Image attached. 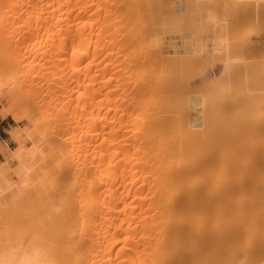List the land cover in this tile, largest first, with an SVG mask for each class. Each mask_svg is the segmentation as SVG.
<instances>
[{
	"label": "bare ground",
	"instance_id": "6f19581e",
	"mask_svg": "<svg viewBox=\"0 0 264 264\" xmlns=\"http://www.w3.org/2000/svg\"><path fill=\"white\" fill-rule=\"evenodd\" d=\"M135 10L132 0H0V94L15 101L0 116L18 120L22 104L44 126L42 147L20 145L15 179L0 186V210L14 184L28 207L13 213L26 230L0 227V264H264V178L230 186L222 151L193 131L189 107L164 109V67L136 45L129 20L135 33L145 19Z\"/></svg>",
	"mask_w": 264,
	"mask_h": 264
},
{
	"label": "rangeland",
	"instance_id": "374dc122",
	"mask_svg": "<svg viewBox=\"0 0 264 264\" xmlns=\"http://www.w3.org/2000/svg\"><path fill=\"white\" fill-rule=\"evenodd\" d=\"M140 1L142 2L141 4L138 3L137 0H132L133 5H135L136 10L133 11V13H130V17H131V15H135V14L139 15L140 14V15H142L141 18L143 17L145 19L144 20L145 24L142 21H141L142 24H139L140 20L139 21L137 20L138 24L142 27H140L138 25V28L140 31L138 30L139 31L138 32L136 30L135 33H134V30L137 29L136 28L137 23L135 21L129 20V23L131 25L129 27L130 28L133 27L132 35L134 34V36L136 37V39H137L136 42L138 43L140 41L138 43L139 45L137 43H136V45L140 46V47H144L145 49H143V48L142 49L145 52H147V53H145V54H147V56H146L147 61L146 62L151 63L152 60H156L158 58L159 63L161 62L160 64H163V66L162 65L160 66V67H164V68H162L163 70H160V73H161V76L163 75L161 78V82L163 81L164 83L163 82L160 83V87H161L160 89L161 90L163 89V91L160 90V92H161V94L163 92H166V93H163L161 96L163 97L165 95L164 98L165 99L167 98L166 100L164 99L165 100L164 102H162L163 105H166V103H167V106L165 108L164 107L163 108L166 109L169 106L168 111H182V109L187 110V109H185V107H187V108L189 107L188 108V114H189L188 117L190 120V124L193 126V127L192 126L191 127L194 128L193 131H195V130L197 132L201 131V133L198 134L200 136H202L203 134L206 136V133L208 132V135L206 136L207 138L205 137L207 142L210 140L208 142V144L209 143H211V144H209L208 146H212V145H213V147L217 146V149L220 148L218 150L222 151V153L224 154L223 155L220 152V154H222V155H220V157L222 159H225L224 160V166L225 165L226 166L224 167V172H225L224 176H226V180H228V182L230 184L233 181L236 182V180L238 179L237 181H239V182H236V183H238L240 187L236 186L238 184L234 185L235 182L230 184V186L231 185H233L234 187L236 186L237 188L235 187V189H238V190L240 188L243 190H245L244 188H246V190H248V189H250V187H251V189H253V186L258 185L257 184L259 182L258 178H261V176H262V178H264V175H262V174H264V168H262V167H264V163H262V162H264V158H262V157H264V138H262V137H264V123H262V122H264V111H262V110H264V51L253 52L252 50H250L248 44L243 39V35L238 34L235 31L230 30L229 24L227 23V21H224L218 15H216V17L214 19L212 18L213 16H211V18H210L211 21L208 24H206L205 26L203 25L202 27H200V26L196 25V27H195L193 25L194 27H192V26H190L189 21L181 20L177 16H175V14H174V0H165V1L163 0L164 5L162 4V0H160V1L157 0L156 2H155V0H149V1L148 0H140ZM197 1H200L203 5H205L208 10L214 11L216 13L222 11V8L226 7L227 5H231V3H232V2H228V0H197ZM244 1H249V3L256 5V7L260 3L259 0H252V1L251 0H244ZM143 2H144V4H143ZM238 2H240V1H238ZM169 6H171V7H169ZM136 7H138V9ZM161 8L163 10H161ZM165 9H166V11H165ZM151 15H152V17H151ZM133 17H132V19H133ZM135 17L138 19L140 18L139 16H135ZM135 17L133 20H136ZM143 18H142V20H143ZM149 20H150V22H148ZM168 23H170V24L168 25ZM151 25H153L154 27ZM150 26H151V28H150ZM140 28H142V30ZM183 28H185V29H183ZM145 30H148V31H145ZM138 33H139V35H138ZM183 33H190V34H192V37L190 39H183L186 51L185 50L184 51H176L174 49L175 48L174 36L175 35H182ZM144 35H146L147 37ZM139 36H141V37L137 38ZM186 36H188V35H186ZM144 37H146V38H144ZM146 41H147V43H146ZM144 42H145V44H144ZM141 43L143 44V46ZM151 43H152V45H154L153 51L151 48L152 47ZM151 53H153V54H151ZM199 53L201 54V56ZM158 54H159V56H158ZM185 54L188 55L189 58ZM170 55H171V57H170ZM176 55H178V56L180 55V56L178 57ZM183 55L186 56V58L183 57ZM147 57H150V58H147ZM191 57H192V59H191ZM153 58H155V59H153ZM171 59L175 60L174 64H172L173 66L170 64L171 62L173 63V60L170 61ZM176 59H177V61H176ZM176 64H178V65H176ZM202 65H203V67H202ZM175 66H176V68H175ZM229 66L232 69H230V70H229V68L226 69ZM174 68H175V70H174ZM222 68L226 71L223 72ZM234 70H236V71H234ZM245 72L246 73L248 72L249 74L248 73L246 74ZM222 73L225 74V76ZM164 74H166V75H164ZM172 75H174V76H172ZM164 76H165V78H164ZM226 76H227V78H225ZM5 80H6L5 77L3 75L1 76V72H0V81L4 82ZM164 80L165 81L167 80V81L165 82ZM168 81H169V83H168ZM234 82H237V83L234 84ZM186 85H188V86H186ZM234 86L237 87V89ZM179 87H180V89H179ZM203 91H204V93H202ZM160 92H159V94H160ZM183 92H185V93H183ZM246 94H247V96H246ZM185 96H186V99L184 98ZM187 96L191 97V100ZM252 96H254L255 99ZM186 100L188 102H186ZM260 101H261V103H260ZM183 102H186V103H183ZM13 103H15V101H13L12 99H9L6 95L0 94V110L8 107L9 105H12ZM181 103H182V106H183V104H185L186 106H184V108H182ZM201 104H202V106H201ZM19 106H21V107H19ZM22 108L27 110V107L25 105L18 104V107L16 109L17 111H15L17 116L19 117L18 120H16L11 115H7L4 118H2L0 116V119H4V121H5V123L3 122V124L0 123V127H1V125H3L6 128V130L4 132L0 130V137L4 138L6 140V142L5 141L0 142V180H3V181H0V186H3L6 183V181L9 182V181L15 179L14 169L16 167L17 162L13 156V153L19 149L20 145H24V146L28 147V146H31L33 144L34 145L35 144L41 145V143H42V138H41V136H39L40 134H38V131H42L41 128H44V126H41V128L38 129V127H36L34 125L36 123V122L34 123V120L30 121L27 118H25L26 113H25V110H23ZM174 108L175 109L177 108V109L175 110ZM260 109H261V111H260ZM217 111H218V114H217ZM258 111H260V112H258ZM235 112H239V113H235ZM203 113H205V114H203ZM253 114L256 116H253ZM203 116H205V117L203 118ZM232 116H233V118H232ZM249 116H250V118H249ZM47 118H49V117H47ZM203 119H204V122H203ZM239 119H240V121H239ZM208 120L210 123L208 122ZM225 120H226V123H225ZM241 121H243L244 123H242ZM239 123H240V125H239ZM203 124H205V126ZM197 127L201 128V130L198 129ZM203 129H204V131H202ZM223 129H225L226 132ZM220 130H222V131H220ZM11 131H17L18 132V137L20 140L19 142L13 140V138L10 135ZM211 132L212 133L214 132L213 133L214 135ZM215 134H216V136H215ZM218 135H220L221 137ZM240 136H242V137H240ZM208 137H209V139H208ZM237 139L239 140V142ZM234 140H235V142H234ZM212 141L213 142L215 141L216 143H219V144H216L215 142L213 144ZM249 141H251V142H249ZM230 142L232 143V145ZM197 143L200 144L199 142H197ZM225 143H226V146H225ZM238 143H239V145H238ZM42 145L39 147H42ZM249 149H250V151H249ZM246 152H249V153L251 152V153L249 154ZM242 153H243V155H242ZM233 154H234V156H233ZM235 154H236V156H235ZM255 154L259 155L262 160H260L259 156L257 157L258 158L257 159L256 158L257 155H255ZM231 155L233 157L230 159ZM238 155L240 156V158L238 157ZM248 155H250V156H248ZM245 156H247L246 157L247 159L245 158ZM237 157H238V159H237ZM248 157H249V159L254 157V160L250 159V162H249ZM235 158H236V163H235V160H233ZM244 158L247 161H244L243 160ZM227 159H228V161H226ZM240 159L243 161L241 163H243L242 165L245 167H243L241 165V163L238 162ZM225 161H226V163H225ZM231 162H233V163H231ZM255 162L256 163L259 162V164L257 165V164H255ZM239 163H240L241 168L239 166ZM260 164L262 166H260ZM236 165H238V166H236ZM250 165L252 167L255 165V167H253L254 172L256 171L254 174L252 172L253 168H251ZM228 166H229V169H227ZM233 166H234V170L237 172V173L235 172L236 176L238 175V177H235V175L233 173ZM242 167H243V169H242ZM248 168H250V169H248ZM245 169H246V171H244ZM226 170H229V171H226ZM238 171L241 172L242 174L238 173ZM249 171H251V173ZM260 171H262V172H260ZM228 172H230V173L228 174ZM245 173H247V176ZM248 173H249V175H248ZM231 174H233L234 176H232V177L229 176L230 179H228V175H231ZM255 174H256V176H255ZM241 175H242V177L245 176V177H243V182H245L243 184L241 181L242 178L240 177ZM246 177L247 178L249 177V178L247 180H244ZM231 178H235V179L237 178V179L236 180L233 179L230 182L229 180H231ZM262 178H261V180H262ZM247 181H249V182H247ZM1 182H2V184H1ZM15 183H17V182H15ZM261 183H264V182H261ZM241 185H243V186H241ZM13 186H16V185L14 184ZM233 186H232V189H234ZM12 187L9 189L12 191L8 190L9 193L4 192L5 193L4 196L6 197L5 201L7 203L5 201L4 202L6 203V205L9 204L12 206V204H13L14 207L16 205H17L16 207H18V206H19V208L21 207V209H20L21 211L18 212L19 208H18V210H16V207H15V209H13L12 208L13 206L12 207L7 206L8 208H6V207H4V205H5V203H4V205L2 207H4L5 210L3 209V211L2 210H0V211H2L1 212L2 215H4V214L5 215L3 216L4 217L3 218L2 215L0 214L1 215L0 216L1 217L0 222L2 221L0 223V227L2 229L3 227L8 228L9 226L14 225L13 226L14 228H15V226L17 227L16 231L19 229L20 230L22 229L24 231V230H26L25 229V227H26V223H25L26 218L25 217L26 216L24 217L25 221H24V218L22 216L24 214H26V213H24V210L26 211V209H28V207L24 204L22 205V203L20 204V201L17 202V199L19 198L17 191L13 192V190H16V187L13 189H12ZM16 194H17V196H16ZM13 200L15 202H13ZM23 206L25 209L22 208ZM9 208H11V210H9ZM6 210H7V212H6ZM9 211H11V212L13 211L12 215H13V213L14 214L18 213L17 216L20 214L22 215V213H23V215L21 216L22 220L20 217H18V218H20V220L18 218H16V215H13L14 217L10 216L8 214ZM6 213L9 216H7ZM5 217H7V218H5ZM8 217H10V218H8ZM11 218H13V219H11ZM6 224H8V226H6ZM16 224H19V225L17 226ZM24 224H25V226H24ZM11 230H12V232L14 231L13 229H11ZM17 232H19V231H17Z\"/></svg>",
	"mask_w": 264,
	"mask_h": 264
},
{
	"label": "crops",
	"instance_id": "0c3cea01",
	"mask_svg": "<svg viewBox=\"0 0 264 264\" xmlns=\"http://www.w3.org/2000/svg\"><path fill=\"white\" fill-rule=\"evenodd\" d=\"M243 1L228 0V2H232L231 5H227L222 8V11L216 13L208 10L205 5L197 0H174V14L181 20L189 21L192 27L208 24L211 21V16L214 19L218 15L227 21L230 30L243 35V39L250 50L253 52L264 51V0H259L260 3L257 7L249 1ZM191 37L192 34L190 33L175 35L174 49L184 51L183 39H190ZM3 122L5 123L4 119H0V123L3 124ZM0 130L4 132L6 128L1 125ZM2 141L6 142L4 138L0 137V142Z\"/></svg>",
	"mask_w": 264,
	"mask_h": 264
},
{
	"label": "clouds",
	"instance_id": "9594fccd",
	"mask_svg": "<svg viewBox=\"0 0 264 264\" xmlns=\"http://www.w3.org/2000/svg\"><path fill=\"white\" fill-rule=\"evenodd\" d=\"M246 259V258H245ZM238 264H245V260L242 259L241 261L238 262Z\"/></svg>",
	"mask_w": 264,
	"mask_h": 264
}]
</instances>
